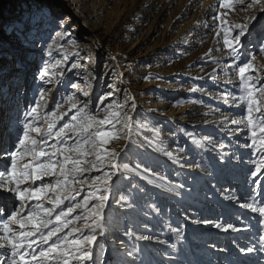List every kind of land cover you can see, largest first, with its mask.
Returning <instances> with one entry per match:
<instances>
[{
  "label": "rangeland",
  "instance_id": "obj_1",
  "mask_svg": "<svg viewBox=\"0 0 264 264\" xmlns=\"http://www.w3.org/2000/svg\"><path fill=\"white\" fill-rule=\"evenodd\" d=\"M220 2L221 0H0V60L10 62L15 68L13 73L15 76L13 75L10 80L13 82L12 85L20 87L19 97L16 96L18 97L16 107L18 104L22 105L26 90L25 108L32 107L39 98L38 92L42 87L49 91L47 104L42 105L41 114L51 111L56 103L65 101L68 95L87 100L90 109L98 106V98L110 96L120 103L127 102L129 108L130 99L134 98L137 110L130 114L137 122L133 125L135 136L140 141L143 138L148 139L151 143L148 147L155 149L157 146L160 151L167 148L170 138L177 135L185 136L186 131H189L184 124L172 121V115L183 111L186 106L200 107L206 117L227 116L228 121L246 117L245 103L231 99L225 103L223 97L224 92H230L236 97H240L243 93L239 88V77L231 67L237 61L228 55V50L223 45L224 33L220 32L219 36L216 34L220 31L216 27L219 21L214 20L213 16L211 18H200V16L206 4H209L210 8L216 11L215 13L227 12L223 17L228 21V24L223 26L227 29L230 25L246 22L250 12H255L259 22L251 29V34L243 39L244 47L240 50V61L255 56L253 64L257 71L252 74L260 84H264V54L259 51V41L264 39V13L259 12L260 5H255L253 9L241 10L244 5L254 3V0H233L235 11L219 9ZM44 3H54L58 14L68 18L65 21V28L59 29L55 25L46 26L40 42L35 47L22 46L12 36L8 25L22 14L27 18L29 10L35 12L36 8ZM195 22L208 32L203 34L195 30ZM210 23L214 26L207 25ZM56 31H63L64 35L57 37ZM48 45L53 46L51 57L46 52ZM45 58L51 66L50 72L53 73L51 84H43L36 78L37 70L41 66L36 64ZM72 64L77 67L72 68ZM4 67H7V64ZM212 68L215 69L213 76L206 77ZM2 77L0 74V85L3 82ZM206 78H210V87L206 86ZM73 84L79 87L73 88ZM84 92H87L88 96H84ZM230 104L235 106L229 107ZM59 111H68V104L64 103ZM71 114L69 113V116ZM259 115L254 113V116ZM64 119L67 120L68 116ZM40 124L43 128L47 126L43 119L40 120ZM139 124H147V127H139ZM223 127L205 130L201 134V140L206 145L219 149V153L225 154L224 159H227L225 170L245 172L243 174L247 177L241 182V190H247L249 195L254 187L249 172L255 168V162L260 160L261 154L251 146V129L247 126L246 119L240 125L227 123ZM152 129L158 130L159 134L157 135ZM230 129H235V136L229 137ZM4 136V147L0 150L11 146L12 137L9 139L7 134ZM126 143L127 140L114 141L109 147H116L119 150ZM221 143L226 147L221 148ZM194 154L199 160L204 161L198 151ZM129 156L128 159L132 158L135 164L140 163L142 167L146 166L152 172L167 175L173 170L172 165L160 163L158 158L156 159L159 161L154 164L152 160L144 159L128 149L126 157ZM2 161L0 166L5 163L4 159ZM208 162L205 164L210 165L209 171L215 175L216 181L220 178L227 180L225 172L220 174L215 162L212 163L211 160ZM53 179L47 177L45 181H37V183ZM231 179L226 183H220L218 187L226 188L233 182ZM260 179L264 182V176ZM191 183L195 188L200 182L195 178ZM234 183L236 182L232 184L237 187L238 184L236 186ZM203 188L211 190L208 186ZM195 191L202 193V190ZM195 191L193 190V193ZM136 193L135 190L125 191L129 202H134L135 205ZM244 194L242 193V196ZM260 199L261 197H256L257 202ZM249 202L253 201L249 200ZM14 206L12 205V208ZM114 207L121 213L120 231L115 236L112 232H107L97 237L93 249L96 264H113L110 260L109 248L115 241L121 240L129 249L132 245H137L141 250L136 264H206V262L226 264V261L242 264L245 258L253 264H264V251H256L243 259L241 253L236 251V246L231 249L230 244L233 242L235 244L237 241L235 236H223L221 229L194 231L193 228L194 232H190L181 228L182 222L179 221L177 229L180 231V239H177L172 231L174 227L162 222H154L155 210H152L147 220H138L135 217L130 218L126 212L134 210L136 206L133 209L126 207L120 209L119 205ZM155 208L157 209L156 206ZM150 218L155 220L151 222ZM257 219V228L247 232L246 239L256 238L250 246L259 249L261 246L259 237L264 235V224L261 223L259 214ZM124 227L133 231L135 235H151L154 241L166 240L174 247L168 245L155 247L153 241L146 242L148 248L146 250L140 241L135 239V235L132 238L121 235ZM221 249L225 251L220 253ZM114 263L118 264V262Z\"/></svg>",
  "mask_w": 264,
  "mask_h": 264
},
{
  "label": "snow or ice",
  "instance_id": "obj_2",
  "mask_svg": "<svg viewBox=\"0 0 264 264\" xmlns=\"http://www.w3.org/2000/svg\"><path fill=\"white\" fill-rule=\"evenodd\" d=\"M255 5H260L259 12L264 13V0H254V3L244 5L241 10L253 9ZM219 9L236 10L233 0H221ZM226 15L227 12H218L213 16L214 20L219 21L216 27L220 31L216 34L219 36L220 32L224 33L223 45L228 50V55L237 61L231 67L239 77V88L243 94L236 97L230 92H224L223 97L225 103L229 99L245 103L247 110L246 117L230 121L226 118V121L240 125L247 120V126L251 129V146L260 152L261 158L249 172L254 187L244 201L241 202L239 197L230 194L225 195L224 199L240 209L258 213L264 224V182L260 179L264 176V84H260L252 74L257 71L253 64L255 56L240 61L243 39L251 34L259 17L254 11L250 12L246 22L233 24L225 29L223 26L228 21L223 17ZM66 19L68 18L58 14L54 3H44L35 12L29 10L27 18L22 14L8 27L22 46L35 47L46 26L55 25L56 28L64 29ZM63 35V31H56L57 37ZM52 47L48 45L46 49L49 57L52 56ZM259 51L264 54V39L259 41ZM50 67L47 61H43V66L37 70L36 78L43 84L52 83L53 73L50 72ZM71 67L76 68L77 65L72 64ZM72 87L79 86L73 84ZM48 91L43 87L39 90V98L22 114L21 119L20 113L13 115L20 87L8 84L5 90V86L0 85V113L4 114V118H0V143L5 134L9 139L13 134L16 137L11 149L0 150V157L5 160L4 168L0 169V200L6 201L9 198L6 194H10L18 201L11 210L6 204L0 203V264H96L93 249L97 237L107 232H112L115 236L120 231L121 213L114 205H119L120 209H133L136 205L129 202L126 189L139 193L145 191L135 182L134 177L147 180L149 184L154 183L148 179V175L154 174L148 167L136 163L135 168H132L128 163L121 162L124 147L121 146L119 150L109 147L114 141L130 140L133 125L137 123L130 114L137 107L134 98L130 99V108L127 102L120 103L109 96L98 98V106L90 109L87 100L68 95L65 101L56 103L51 111L41 114L42 105L47 104ZM83 95L88 96V93L84 92ZM64 103L68 104V111L60 112ZM69 113L72 114L69 116ZM254 113L260 115L254 116ZM66 116L67 120L64 119ZM41 119L46 123V129L41 126ZM61 121L64 122L60 123ZM138 126L146 128L147 124ZM152 131L159 134L156 129ZM230 131L235 135V129ZM193 143L202 146L195 138ZM220 147L226 145L221 143ZM165 154L174 163H179L171 152ZM220 155L223 159L225 154ZM201 171L211 175L205 168H201ZM47 177L54 179L37 183L45 181ZM158 187L178 196L180 193L176 189L183 188L184 185ZM257 196L261 197L258 202ZM249 200L253 202L249 203ZM153 210L158 212L154 205ZM213 226L224 232L241 231L232 223H214ZM172 231L180 239L179 229L174 228ZM121 235L132 238L135 234L124 227ZM135 239L153 242L151 235H135ZM259 240V249L254 246L240 247L239 252L247 256L256 251H264V235ZM120 243L123 251L120 252L118 264H136L141 251L138 246L132 245L129 249L123 240ZM155 243L174 247L162 239ZM226 264L233 262L226 261Z\"/></svg>",
  "mask_w": 264,
  "mask_h": 264
},
{
  "label": "bare ground",
  "instance_id": "obj_3",
  "mask_svg": "<svg viewBox=\"0 0 264 264\" xmlns=\"http://www.w3.org/2000/svg\"><path fill=\"white\" fill-rule=\"evenodd\" d=\"M202 9H203V12L200 18L201 17L211 18L212 16L217 14L215 13L216 11L214 9L210 8L209 4H206ZM207 25H210V27L214 26L212 23L207 24ZM195 26H196L195 30L197 31H200L202 33L208 32V30L206 31L204 28L199 26L198 22H195ZM45 60L46 58L43 60H39L40 62L36 64V66L41 65L40 67H42L43 61ZM5 64H7V67H4ZM214 70L215 69L212 68L208 72V75H206V77L210 75L213 76L212 73L214 72ZM14 71H15V68L11 66L10 62L8 61L1 62L0 60V74L3 76L2 77L3 82L1 85L5 86V90H7L8 84L13 83L10 80V78L13 77ZM210 78L208 79L206 78L207 81L205 82L206 86H209V87L211 85ZM26 93H27V90L24 92V95H23L24 101L22 105L18 104L17 107H15V110L13 112V115H15L16 112L20 113L21 119L23 118L22 114L28 110L27 107L25 108V104H26L25 99L27 97ZM210 116L211 115L206 117L205 113H203L200 107L196 105L186 106L183 111L177 112V114H173L172 121L174 123L180 122L181 124H184V127H186V129H189V131L188 132L186 131V134H184L185 136L177 135L176 137L170 138L171 140L170 144L167 145V148L161 149V151L159 148H157V146H155L156 147L155 149H150L148 147L150 141L146 138L145 139L143 138L141 141L138 140L137 137L135 136L134 129L132 128V132L130 134V140H127L126 145L123 146L124 152L121 155V161H123L124 163H128L132 168H135L136 164L134 160L132 158L131 160L128 159L130 158V156L126 157V155L128 154V149H129L132 153L134 152L138 153L140 157L144 159L148 158L152 160L154 164L156 163V161H159L158 159H160V163L164 162L168 164V166L172 165L173 170L171 171L172 173L169 172L167 175L165 173H159L156 171L153 172L154 174L148 175V179L154 181L153 184H149L147 180H140L139 177H134L135 182L141 185L145 189V191L143 193H139V192L136 193L135 195V197H137L136 208L134 210L126 211V212L128 213V216H130V218L135 217V218H138V220L139 219L147 220L149 218V214L153 210L152 205H155L158 209V212L156 211L155 213L156 215L154 214L156 221H154L155 219L151 220L150 218L149 220H151V222L152 221L159 222V223L162 222L163 224L165 223L171 227L177 228L178 227L177 225L180 223L179 221H181L182 224H180V227L181 228L183 227L184 229L190 232H194L195 230L197 231H209L213 229L217 230L218 228L213 226L214 223H221L223 221L227 223H232L237 228L242 227L241 231L232 232L231 230H229L228 232H224L221 230V232L223 233V236L224 235L227 237L229 235L235 236L234 238H236L237 241L235 244L234 242L233 243L231 242L232 244H230V246H231V249H234L235 248L234 246H236V249H237L236 251L239 252L240 247H248L250 246V244H252L253 240L254 241L256 240V238L249 239V240L246 239L248 238L246 234L247 232L249 233L250 230H255L257 228L258 214L253 213L250 209H240L237 205L224 199L225 195L230 194L232 196L239 197L241 202H243L244 198L248 196V191L241 190V186H242L241 182H244V178H246L247 176L243 174L245 172L240 173V172H232L229 170L228 171L225 170L224 168L226 167L225 163H227V159H224V157L223 159L221 158V155H220L221 153H219V149H214V146L206 145L205 142L201 140L202 139L201 134L204 133L205 130H208L210 128H215V129L224 128L223 126L227 124L226 122L229 119V117L227 116L225 117L223 116L222 117H219V116L210 117ZM0 118H4L3 113H0ZM226 118H227V121H226ZM44 127H45L44 129H46L47 126H44ZM230 130H229V133H230L229 137L235 136L236 134L233 135ZM193 138L199 141L202 146H198L197 144L193 143ZM15 139H16L15 134H13L12 140L10 141L11 146L9 149H11L13 145L15 144ZM3 144L4 142L0 143V149L1 147H4ZM180 149H183V151H181ZM196 151H198V154H200L204 158V161L199 160L195 156L196 153L194 154V152ZM166 152H171L172 157L174 159H178L179 163H174L173 159H170L165 154ZM2 160L3 158L0 157V162ZM208 160L209 161L211 160L212 163L213 162L216 163V168L219 169L220 174L225 172L224 175L227 178V180L220 178L219 181H216L217 180L216 178L213 179L215 175H212V174L209 175L206 172L201 171V168L210 170L209 169L210 165L207 166L206 165L207 163L205 164V162H208ZM4 165L5 163L0 166V169H3ZM181 165H184V167H181ZM197 165H200V167H197ZM236 173H239V174L237 175ZM184 176L186 178H182ZM161 177H163V179H161ZM195 178H197L200 183H198L196 187L194 188L193 183L191 182ZM183 179H186V180H183ZM230 179L231 181L236 182L234 184L236 186L238 184V186L235 187L232 184L233 183L232 182L228 184L229 186H227L224 189L218 187L220 183L221 184L222 182L226 183L228 182V180L230 181ZM208 181H211V183H208ZM175 184L184 185L183 188L176 189V191L180 193V195L178 196L171 192L163 191L161 187H158V185L171 186ZM213 185H215V187H213ZM203 186H205V188L206 186H208L209 188H211V190L209 189L205 190ZM193 190L194 191L202 190V193L197 192V191L193 193ZM242 193H245L244 196H242ZM6 195H8L9 198L6 201L0 200V203L6 204L7 208L11 210L12 205H16L18 201H15L11 197L10 194H6ZM179 200L180 202L177 203V201ZM214 208H216L217 210L216 209L214 210ZM193 221H200V223H194ZM204 221H214V222L204 223ZM224 222L222 224H227ZM193 228H194V231H193ZM242 235H245V236H242ZM140 243L145 247L146 250H148L147 246L145 245L146 244L145 241H140ZM153 243L155 244V247L164 246V245L155 243V241ZM118 249L120 251H118ZM121 251H123V245H121L120 241H115L113 244H111L109 248V254L111 256L110 260L113 261V264H116L114 262L119 261ZM220 253H223V252L220 251ZM241 257L244 259L245 255L241 254ZM242 264H253V263L250 262L247 258H245Z\"/></svg>",
  "mask_w": 264,
  "mask_h": 264
}]
</instances>
